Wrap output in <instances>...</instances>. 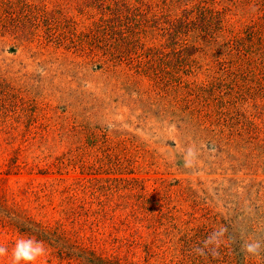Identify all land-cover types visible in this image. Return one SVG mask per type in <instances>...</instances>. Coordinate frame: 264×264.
Here are the masks:
<instances>
[{"label": "rangeland", "instance_id": "374dc122", "mask_svg": "<svg viewBox=\"0 0 264 264\" xmlns=\"http://www.w3.org/2000/svg\"><path fill=\"white\" fill-rule=\"evenodd\" d=\"M29 237L264 264V0H0V264Z\"/></svg>", "mask_w": 264, "mask_h": 264}, {"label": "clouds", "instance_id": "9594fccd", "mask_svg": "<svg viewBox=\"0 0 264 264\" xmlns=\"http://www.w3.org/2000/svg\"><path fill=\"white\" fill-rule=\"evenodd\" d=\"M259 249V243L247 246V251L250 253H257ZM46 251L43 242L39 240L31 237L18 239L10 253L11 264H39L40 259L46 254ZM6 255H9V250L6 247L0 246V258Z\"/></svg>", "mask_w": 264, "mask_h": 264}, {"label": "trees", "instance_id": "16d2710c", "mask_svg": "<svg viewBox=\"0 0 264 264\" xmlns=\"http://www.w3.org/2000/svg\"><path fill=\"white\" fill-rule=\"evenodd\" d=\"M201 17V13L199 15ZM201 27H200V31L206 36L209 34V26H205L203 22H200ZM211 33V32H210Z\"/></svg>", "mask_w": 264, "mask_h": 264}]
</instances>
